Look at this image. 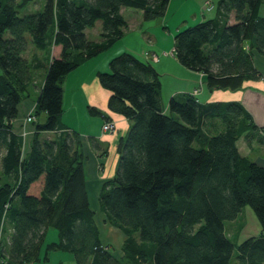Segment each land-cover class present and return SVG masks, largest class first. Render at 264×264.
Wrapping results in <instances>:
<instances>
[{
    "label": "trees",
    "instance_id": "1",
    "mask_svg": "<svg viewBox=\"0 0 264 264\" xmlns=\"http://www.w3.org/2000/svg\"><path fill=\"white\" fill-rule=\"evenodd\" d=\"M39 1L0 0V264L48 260L57 250L73 253L75 264H231L235 247L239 264H264V166L237 144L245 134L263 141L264 127L239 102L217 103L211 114L224 130L206 147L194 146L204 139L201 115L211 105L186 94L173 96L166 111L159 72L127 50L98 72L110 91L108 107L131 121L119 141L117 173L99 195L110 223L127 235L124 256L103 244L81 134L62 120L63 83L122 40L129 26L123 8L153 20L165 16L171 0H43L41 9L21 14ZM99 20V39H90L87 30ZM174 39L178 60L203 72L212 90L239 89L262 76L254 57L264 56V0H218L214 17L179 29ZM30 44L43 57H29ZM53 46L61 47L58 56ZM45 59L26 148L16 121ZM246 205L262 229L236 245L226 222Z\"/></svg>",
    "mask_w": 264,
    "mask_h": 264
},
{
    "label": "crops",
    "instance_id": "2",
    "mask_svg": "<svg viewBox=\"0 0 264 264\" xmlns=\"http://www.w3.org/2000/svg\"><path fill=\"white\" fill-rule=\"evenodd\" d=\"M217 2L218 0H198L190 7L191 12L189 15L194 18L193 21L199 22L200 20L212 18L216 15ZM169 6L166 12L167 15L165 14L162 19L153 20H145L143 10L135 8H130L127 15H125V9L123 8L122 13L129 26L122 40L111 50L88 60L69 73L64 80V108L65 112L76 113L78 123L75 124V129L80 132L82 138L87 187L90 198L95 197L94 200L98 199L99 201L103 183L116 175L120 157L118 151L119 141L121 138L126 137L131 126V121L128 118L108 107L110 91L103 87L98 79V72L108 71L111 57L123 50L144 59L149 58L148 60L159 72L161 97L166 111H169L170 99L173 96L186 94L194 95L202 104L211 105L201 115L203 140H205L202 145L205 146L210 136L225 128L223 120L219 116L211 114L212 105L217 103L239 102L252 115L254 122L259 127H264V56L256 52L254 57V64L262 74L260 78L246 80L239 89L220 88L212 90L207 83V76L203 72L187 68L176 57L174 38L176 32L183 25L181 21L170 24L171 18L177 12L169 17ZM189 21L191 20L188 16H185L183 23L188 26L190 25ZM60 52V46H53V57L58 56ZM41 79L39 86H37V95L44 76ZM36 100L37 98L35 100L26 99L23 102L27 113L34 110ZM91 106L102 110L103 115L92 114L89 111ZM107 121H112L115 124L114 131H103V125ZM46 135L52 136L54 133H46ZM237 144L243 155L264 166V140L259 141L257 138L248 140L245 134L238 140ZM95 211V218L100 228L103 244L109 245L112 250L114 248L113 238H116L122 252L121 254H115L123 257L122 247L127 235L120 228L110 223L104 211L99 210L98 212L97 209ZM50 237L53 239L57 236L53 233ZM65 258H69L71 264L76 263L73 253L57 250L50 252L48 260L35 261L30 264H64Z\"/></svg>",
    "mask_w": 264,
    "mask_h": 264
},
{
    "label": "rangeland",
    "instance_id": "3",
    "mask_svg": "<svg viewBox=\"0 0 264 264\" xmlns=\"http://www.w3.org/2000/svg\"><path fill=\"white\" fill-rule=\"evenodd\" d=\"M197 1L198 0H173L171 3H169L170 4V6H169V9H170L169 17H172L173 13L177 12L175 14V16H173L171 18L170 24L171 23L174 24L177 21L178 22L181 21L182 22L181 24L183 25V27H181V28H184L187 25L186 23H183L185 16H188L189 20H191V21H189L190 25H193V24L199 22V21H193L194 18H192V16L189 15L191 12L190 7H192L193 3L197 2ZM39 2L33 3L27 9H25L24 11H21L22 12L21 14H24L27 12H36L37 10L41 9L44 5V1L40 0ZM124 9H125L124 14L127 15L130 8L125 7ZM199 13H200V11H199ZM162 18L163 17H159L156 19H162ZM101 31H102V21L99 20V21H97L96 25L93 28H88L87 33H88V36L90 39L95 40V39L99 38ZM30 46L32 47V44H30ZM33 48L34 47H32V49L29 50V52H28L29 57H31V58L34 57V59H35V57H36L35 54L43 57L44 52L42 50H38L36 48L34 50ZM46 62L47 61L45 59L44 63H42V65H40L39 68L34 70L35 71V73H34V77H35L34 79L35 80L30 84V87H29L30 98L28 97L27 100H29V99L35 100L37 98V96H38L37 95V86H39V82H41V80H42L41 78L43 76H45L46 68H47ZM26 114H27V112H26L25 103H22L18 119L24 117ZM45 117H46V115L44 113H42L40 115V120L44 121ZM62 120L65 124H67L73 128H76L75 124L78 123L77 118H76V113L69 112V111H66L62 115ZM16 127H18V124H16ZM204 141L205 140H203V137L200 139H197L194 142V146H196L198 148H202V147H204V145H202L204 143ZM206 146L207 145H205V147ZM0 169H1V164H0ZM94 198L95 197H91L92 206L95 209H97L99 212V210H101L99 208L100 202L98 201V199L94 200ZM226 227H227V230H228L227 232H228L230 239L236 245L239 244L242 240H244L247 237L259 234L261 232V229H262L261 223L258 219V216H257L255 210L253 209V207L251 205L244 206V208L242 209V211L240 212L239 216L236 219L226 222ZM113 240H114L113 241L114 248L112 249L113 252L121 254V252H122L121 247H119L117 239L113 238ZM237 255H238V249H237V247H235L233 257L231 260V264H239L238 260H237ZM64 264H71L70 259L65 258Z\"/></svg>",
    "mask_w": 264,
    "mask_h": 264
},
{
    "label": "built area",
    "instance_id": "4",
    "mask_svg": "<svg viewBox=\"0 0 264 264\" xmlns=\"http://www.w3.org/2000/svg\"><path fill=\"white\" fill-rule=\"evenodd\" d=\"M34 121H35V116L31 112L27 113L24 117L19 118L16 121V124H18L17 128L20 134L24 136L26 148H28L27 146H29L31 136L33 135L35 130L33 126ZM114 129H115V124L112 121H107L103 125V131H114Z\"/></svg>",
    "mask_w": 264,
    "mask_h": 264
}]
</instances>
